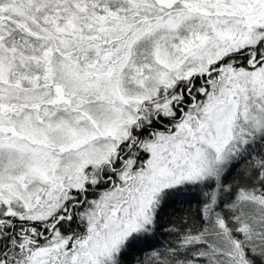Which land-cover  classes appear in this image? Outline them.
Here are the masks:
<instances>
[{
	"label": "snow or ice",
	"instance_id": "obj_1",
	"mask_svg": "<svg viewBox=\"0 0 264 264\" xmlns=\"http://www.w3.org/2000/svg\"><path fill=\"white\" fill-rule=\"evenodd\" d=\"M0 264H264V0H0Z\"/></svg>",
	"mask_w": 264,
	"mask_h": 264
}]
</instances>
